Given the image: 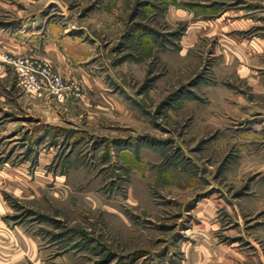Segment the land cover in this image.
<instances>
[{
    "label": "rangeland",
    "instance_id": "rangeland-1",
    "mask_svg": "<svg viewBox=\"0 0 264 264\" xmlns=\"http://www.w3.org/2000/svg\"><path fill=\"white\" fill-rule=\"evenodd\" d=\"M0 264H264V0H0Z\"/></svg>",
    "mask_w": 264,
    "mask_h": 264
},
{
    "label": "built area",
    "instance_id": "built-area-1",
    "mask_svg": "<svg viewBox=\"0 0 264 264\" xmlns=\"http://www.w3.org/2000/svg\"><path fill=\"white\" fill-rule=\"evenodd\" d=\"M39 74L41 75V80L42 84L46 87V89L53 94H57L60 97V92L62 91L63 84L61 82V79L58 75L52 74L50 71L43 69L38 71ZM33 83L34 89L38 87L37 81L31 80ZM60 99V98H59Z\"/></svg>",
    "mask_w": 264,
    "mask_h": 264
}]
</instances>
